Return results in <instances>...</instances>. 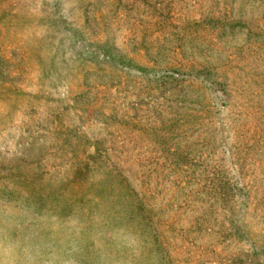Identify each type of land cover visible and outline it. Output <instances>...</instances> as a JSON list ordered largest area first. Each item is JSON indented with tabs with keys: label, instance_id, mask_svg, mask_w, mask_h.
<instances>
[{
	"label": "rangeland",
	"instance_id": "rangeland-1",
	"mask_svg": "<svg viewBox=\"0 0 264 264\" xmlns=\"http://www.w3.org/2000/svg\"><path fill=\"white\" fill-rule=\"evenodd\" d=\"M0 264H264V0H0Z\"/></svg>",
	"mask_w": 264,
	"mask_h": 264
}]
</instances>
